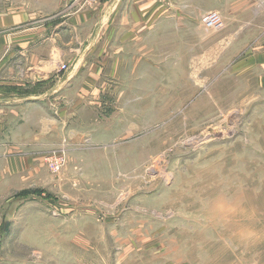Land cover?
<instances>
[{"label":"rangeland","instance_id":"1","mask_svg":"<svg viewBox=\"0 0 264 264\" xmlns=\"http://www.w3.org/2000/svg\"><path fill=\"white\" fill-rule=\"evenodd\" d=\"M68 1L0 0V116L51 88L14 43ZM133 3L142 27L97 43L94 91L36 96L27 131H8L0 264H264V0H119L117 15Z\"/></svg>","mask_w":264,"mask_h":264},{"label":"crops","instance_id":"2","mask_svg":"<svg viewBox=\"0 0 264 264\" xmlns=\"http://www.w3.org/2000/svg\"><path fill=\"white\" fill-rule=\"evenodd\" d=\"M62 1L64 2V0ZM115 1L119 0H97L87 7L75 10L70 9L69 6L65 8L67 3L65 2L61 10L56 8L55 14L48 24L46 20L47 25L34 28V31L26 33L25 36L15 38L14 57L25 56L28 62L26 66L31 71L27 77H31L33 81L44 87L51 86L50 89L46 88L47 90L43 92L44 98L56 96L60 103L64 102L74 106L80 99L79 93L86 94L94 91L96 83L104 76L103 57L106 50L104 48L94 50L97 43L112 37L111 29L116 28L117 22L119 27L124 29L126 35L130 31L134 34L135 29H141L143 17L140 14L145 16L146 7L133 3L132 7L122 8L120 15H117L119 5L115 4ZM56 6L58 7V4ZM137 14L140 16L136 21ZM49 28L58 33L46 36L45 33L51 31ZM40 36L53 43L55 55L52 61L45 60L44 54L40 53ZM68 59H72L70 64L74 62L75 65L70 71L66 69L60 78L56 69L60 63H64ZM15 63L18 68V61ZM20 78H22V69H18L14 76L10 77L14 83H8V85H21L20 82L17 84V79ZM52 82L55 83L51 85ZM43 93L37 94L36 91L30 90L25 95L6 96L2 100L5 104L14 102V106H11L14 109L0 116V158L6 156L3 147L7 144L8 131H27L26 128L22 130V127L29 124L27 114L31 112V109L36 110V96ZM4 163L6 162L4 161ZM3 178L5 177L3 176Z\"/></svg>","mask_w":264,"mask_h":264},{"label":"built area","instance_id":"3","mask_svg":"<svg viewBox=\"0 0 264 264\" xmlns=\"http://www.w3.org/2000/svg\"><path fill=\"white\" fill-rule=\"evenodd\" d=\"M97 0H70L69 1V7L70 9H80L83 7H87L90 4H93L94 2H96ZM210 14L206 15L205 17H203L204 21H207L210 18ZM60 67L62 68H66L65 64H62ZM60 156H58V159H56L55 161L51 162L50 167L53 170H58L59 167L62 164V159H59Z\"/></svg>","mask_w":264,"mask_h":264},{"label":"bare ground","instance_id":"4","mask_svg":"<svg viewBox=\"0 0 264 264\" xmlns=\"http://www.w3.org/2000/svg\"><path fill=\"white\" fill-rule=\"evenodd\" d=\"M206 15H204V17H205Z\"/></svg>","mask_w":264,"mask_h":264}]
</instances>
